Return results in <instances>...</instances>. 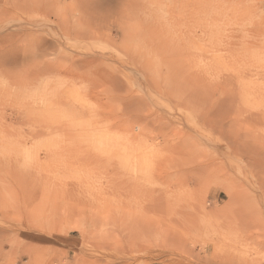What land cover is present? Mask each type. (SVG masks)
I'll return each instance as SVG.
<instances>
[{
    "label": "rangeland",
    "instance_id": "374dc122",
    "mask_svg": "<svg viewBox=\"0 0 264 264\" xmlns=\"http://www.w3.org/2000/svg\"><path fill=\"white\" fill-rule=\"evenodd\" d=\"M262 157L264 0H0V264H264Z\"/></svg>",
    "mask_w": 264,
    "mask_h": 264
},
{
    "label": "bare ground",
    "instance_id": "6f19581e",
    "mask_svg": "<svg viewBox=\"0 0 264 264\" xmlns=\"http://www.w3.org/2000/svg\"><path fill=\"white\" fill-rule=\"evenodd\" d=\"M263 153V152H262ZM259 157V156H258ZM260 158V157H259ZM263 158V157H262ZM264 159V158H263ZM192 170V169H191ZM192 173V172H191ZM193 174H194V171H193ZM194 176H195V174L193 175V178L192 179H194ZM197 176V175H196ZM199 177V176H198ZM197 178V177H196ZM195 178V179H196ZM197 180V179H196ZM194 181V180H193ZM188 182V181H187ZM162 193V192H161ZM75 194V193H74ZM158 201H160V200H158ZM157 204H159V202L157 203ZM163 205V204H162ZM168 207V206H167ZM166 207V208H167ZM158 210V209H157ZM159 210H161V208L159 209ZM161 223V222H160ZM158 224V223H157ZM166 224V223H165ZM161 225V224H160ZM172 226V225H171ZM160 228V227H159ZM166 230H167V228H166ZM157 235H158V239H164V238H166V239H168L169 240V238H170V231H168V232H164L163 230L162 231H157ZM243 251V250H242ZM226 257H227V255H226ZM228 257H229V255H228ZM221 258H223V257H221ZM227 259V258H226ZM228 262H230L229 261V259L227 260ZM239 261V260H238ZM227 262V263H228ZM232 263V262H231ZM216 264H218V263H216ZM225 264V263H224Z\"/></svg>",
    "mask_w": 264,
    "mask_h": 264
}]
</instances>
